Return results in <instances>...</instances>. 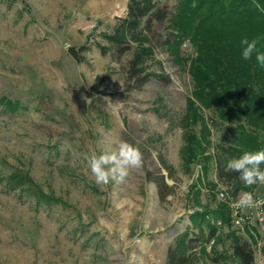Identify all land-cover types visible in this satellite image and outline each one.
Returning a JSON list of instances; mask_svg holds the SVG:
<instances>
[{"label": "rangeland", "instance_id": "1", "mask_svg": "<svg viewBox=\"0 0 264 264\" xmlns=\"http://www.w3.org/2000/svg\"><path fill=\"white\" fill-rule=\"evenodd\" d=\"M178 1L158 0L170 13ZM126 3L0 0V264H166L169 249L192 264H235L231 235L261 242V264L256 210L237 208L249 217L239 224L232 204L242 191L264 198V185L217 178L225 137L213 108L189 104L187 69L162 44L167 21L148 34L147 81L126 86L134 46L117 55L104 37ZM181 50L193 54L187 42ZM120 141L140 149L142 166L123 183L97 185L86 157ZM159 173L172 190L163 200Z\"/></svg>", "mask_w": 264, "mask_h": 264}, {"label": "trees", "instance_id": "2", "mask_svg": "<svg viewBox=\"0 0 264 264\" xmlns=\"http://www.w3.org/2000/svg\"><path fill=\"white\" fill-rule=\"evenodd\" d=\"M164 21L168 22L169 36L162 44L175 64L187 69L192 81L189 104L193 106L195 101L204 108H213L212 119L221 125L225 139L215 154L217 178L238 185L239 173L224 170L227 160L244 151L264 148V69L257 66L254 57L250 61L241 59L240 45L242 38H258V48L264 51V0H179L171 13L158 0H127L125 15L104 37L117 55L134 46L128 64V88H138L147 81L149 74L143 61L152 54V48L146 46L148 34L154 23ZM185 42L193 50L187 57L181 50ZM85 50V46L80 47V51ZM67 53L76 62L83 60L71 47ZM158 160L171 178L165 159L159 156ZM153 181L161 200L171 194L162 174ZM220 216L227 219V214ZM215 233L216 228L211 227L209 235L214 237ZM231 236L235 264H256L250 245ZM193 262L190 254L174 249L167 252L166 264Z\"/></svg>", "mask_w": 264, "mask_h": 264}, {"label": "clouds", "instance_id": "3", "mask_svg": "<svg viewBox=\"0 0 264 264\" xmlns=\"http://www.w3.org/2000/svg\"><path fill=\"white\" fill-rule=\"evenodd\" d=\"M259 7V5H257ZM259 39L249 40L242 38L241 59L250 61L255 58L258 67L264 69V51L258 48ZM88 103H91L89 100ZM92 176L97 185L107 186L110 182L123 183L130 172L142 166V153L137 146L126 141H120L114 149L105 150L100 153L93 152L86 157ZM264 148L253 151H244L240 156L227 160L224 170L239 173V181L246 188L253 185H264ZM218 199L223 200L221 193ZM264 201L256 200L253 192L242 191L238 194L233 207L239 209H250L258 207Z\"/></svg>", "mask_w": 264, "mask_h": 264}, {"label": "built area", "instance_id": "4", "mask_svg": "<svg viewBox=\"0 0 264 264\" xmlns=\"http://www.w3.org/2000/svg\"><path fill=\"white\" fill-rule=\"evenodd\" d=\"M256 200L264 201V198H256ZM263 206H264V203H261V204H259L258 207H255L254 209L256 210V217H257L258 223L264 228V209H263ZM233 214H234L235 219L237 220V222L239 224H242V223L246 222L247 220H249V217L244 216L242 213H240L238 211L237 208L234 209ZM262 246H263V244L261 242H258V244H256L255 246L250 245V247L253 251V254H254V251L259 254ZM254 258H255V256H254Z\"/></svg>", "mask_w": 264, "mask_h": 264}, {"label": "crops", "instance_id": "5", "mask_svg": "<svg viewBox=\"0 0 264 264\" xmlns=\"http://www.w3.org/2000/svg\"><path fill=\"white\" fill-rule=\"evenodd\" d=\"M263 247V246H262ZM263 257V259H262V262H261V264H264V256H262Z\"/></svg>", "mask_w": 264, "mask_h": 264}]
</instances>
